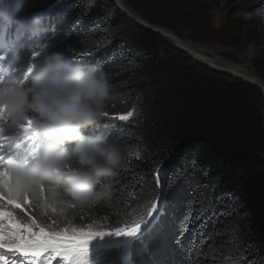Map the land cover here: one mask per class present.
Masks as SVG:
<instances>
[{"label":"trees","instance_id":"obj_1","mask_svg":"<svg viewBox=\"0 0 264 264\" xmlns=\"http://www.w3.org/2000/svg\"><path fill=\"white\" fill-rule=\"evenodd\" d=\"M123 3L181 38L219 39L232 47L235 64L251 67L264 82V0ZM3 4L11 8L0 12V24L4 17L9 22V37L21 41V32L29 38L17 48L22 68L60 52L107 74L114 100L108 115L86 134L115 139L125 149L115 174L102 182L111 186L110 199L69 209L63 217L33 204L27 214L14 209L19 219L27 222L31 215L56 230L131 228L148 219L150 205L159 207L162 198L163 236L137 234L95 248L88 252V264H264L261 88L188 57L160 33L122 14L112 0H0ZM178 5L190 34L169 24ZM225 10L232 35L218 22L217 13ZM34 15L42 26L31 24ZM3 40L1 34L0 44ZM45 73L57 78L62 69L53 66ZM130 111L127 121L115 118ZM125 236L108 231L92 240Z\"/></svg>","mask_w":264,"mask_h":264},{"label":"clouds","instance_id":"obj_2","mask_svg":"<svg viewBox=\"0 0 264 264\" xmlns=\"http://www.w3.org/2000/svg\"><path fill=\"white\" fill-rule=\"evenodd\" d=\"M30 22L37 28L43 24L39 15ZM53 66L62 75H46ZM113 100L103 70L60 52L45 56L26 81L0 84V108L14 122L30 119L42 141L34 159L11 162L9 190L62 217L69 209L110 199L111 186L102 182L115 174L125 149L115 139L87 135L86 130L102 120Z\"/></svg>","mask_w":264,"mask_h":264},{"label":"snow or ice","instance_id":"obj_3","mask_svg":"<svg viewBox=\"0 0 264 264\" xmlns=\"http://www.w3.org/2000/svg\"><path fill=\"white\" fill-rule=\"evenodd\" d=\"M61 0H55L59 4ZM47 15V13H41ZM33 57H39L40 54L32 52ZM10 59L8 52L0 55V61ZM43 60L40 57L39 62ZM38 62V63H39ZM38 63H27L23 72H17V78L13 80L26 81L33 68ZM5 81L0 79V84ZM132 112L126 115L115 117L116 119L127 121ZM108 114L105 113L104 116ZM6 129H13L21 132L30 141L35 142L31 152L27 155L15 154L6 149L3 143H0V264H16L19 260L21 264L27 260L28 264H32L35 258H41V264H47L44 257L58 258L60 262L66 264H88V245L97 235H103L108 231H114L117 235L136 236L137 234L147 235L149 237L163 236L165 229V221L161 219L165 202L159 199V207L156 203L150 205L148 211V219L142 220L140 223L133 224L131 228L125 227L115 230H96L91 227L87 229L64 228L56 230L50 226H42L35 217L28 215L27 222L19 219L11 209H18L28 213V207L35 204L30 197H16L8 187L10 179V164L13 160L27 163L35 158L39 152L41 138L32 127V121L25 119L22 122H14L7 112L0 108V133ZM7 139V137H3ZM157 186H159V178L157 177ZM36 205V204H35ZM179 238H177L178 242ZM29 254L32 259L29 260ZM44 254V257L41 256ZM9 255L13 259H9Z\"/></svg>","mask_w":264,"mask_h":264},{"label":"rangeland","instance_id":"obj_4","mask_svg":"<svg viewBox=\"0 0 264 264\" xmlns=\"http://www.w3.org/2000/svg\"><path fill=\"white\" fill-rule=\"evenodd\" d=\"M115 4H117V6L119 7L120 9V12L122 14H124L125 16L127 17H130L129 13H128V7L123 3V0H112ZM185 0H178V2H183ZM222 2V0H220V3ZM173 4H178V3H173ZM179 7L176 8L177 10V14L175 15L174 18H172L169 22V24L176 30H179V31H182V32H186V33H191L190 31V28L189 26L187 25V23L182 19V12L180 10H178L179 8H181L180 5H178ZM124 8V9H123ZM6 10L8 11H11V8L10 6H8V8H6ZM131 10V9H129ZM133 11V10H132ZM134 12V11H133ZM132 13V12H131ZM139 17V16H138ZM136 17V18H138ZM132 18V17H130ZM140 19H142L141 17H139ZM217 18L218 19V22L219 24L222 26V28L225 29L226 31V34H230L232 35L233 34V31H232V23H231V17L229 16L228 14V11L225 10V11H220L217 13ZM5 19H7L5 17ZM133 20H136L135 18H132ZM144 20V19H143ZM7 21V20H6ZM146 21V20H145ZM153 25V24H152ZM155 27H159V26H156V25H153ZM230 30V32H229ZM173 31V30H172ZM1 32L4 34L5 37H7V46L5 47V51H1L0 52V55H3L5 52H13L17 46H13L11 43H13L14 41V36L13 37H9L8 35L6 36V30H5V27H3V29L1 30ZM12 33V32H11ZM176 34V33H175ZM179 36V35H178ZM13 38V39H12ZM166 39V38H165ZM182 39H185L187 41H189L193 46H195V48L198 50V51H201L202 53L204 54H207L208 56L212 57V58H215V59H218V60H228V61H232V59H230L231 57L229 56L230 52L232 51V47H230L229 45L225 44L224 42L220 41L219 39H208V40H204L202 38L200 39H195V38H191L189 36H186V37H182ZM168 40V39H166ZM170 41V40H168ZM172 44L173 42L170 41ZM197 44V45H196ZM174 45V44H173ZM175 46V45H174ZM198 46V47H197ZM8 47H10L11 49L8 51ZM198 48H201V49H198ZM186 52V51H185ZM188 54V57H191L193 59H196L195 56L193 54H190L188 52H186ZM197 60V59H196ZM8 61V59H7ZM198 61V60H197ZM9 62V61H8ZM199 62V61H198ZM3 63H7L6 60H3V62H0V73H4V70H3ZM200 64L202 65H205V66H209L208 62H199ZM234 63V62H233ZM240 67H243V68H246V69H249L251 71L252 68L249 67V66H246V65H243V64H236ZM210 67V66H209ZM16 72V71H15ZM23 72V70L21 71ZM224 72V71H223ZM225 74H227L226 72H224ZM21 133V132H20ZM10 136L11 139H9V142H7V144H5L6 140L3 138V137H7L9 138ZM14 130L13 129H6L3 133H0V143H3L6 146H9L6 148L10 151H15V150H11V148L14 146V144H16V142H18V138L14 140ZM13 140V141H12ZM32 150H29V152H31ZM27 153V154H28ZM26 154V155H27ZM0 155H3V153H0ZM158 204H159V201H158ZM129 237V236H128ZM128 237H125L126 239L124 241L127 240ZM132 237H135V236H132ZM122 241V242H124ZM102 244V243H101ZM126 244V243H125ZM124 246V245H123ZM124 254H127V252H124ZM44 254H42L43 256ZM9 259H11V255H9ZM32 258H30L29 260H31ZM24 264H28V261L26 260ZM32 264H39V260L38 261H32ZM50 264H58V258L54 259V262L50 263ZM60 264H66V262H60Z\"/></svg>","mask_w":264,"mask_h":264},{"label":"bare ground","instance_id":"obj_5","mask_svg":"<svg viewBox=\"0 0 264 264\" xmlns=\"http://www.w3.org/2000/svg\"><path fill=\"white\" fill-rule=\"evenodd\" d=\"M9 5V4H8ZM124 9V8H123ZM132 14L136 17H138V15L133 12L131 10ZM138 20H141V22H143V19H140L139 17L137 18ZM152 25V24H151ZM8 25H5L3 27L7 28ZM155 27V26H154ZM160 29V34L165 35V38L172 41L173 44H178L179 46L184 47L185 49H187L189 52H191L195 58L201 62H208V64L216 66L217 68H221L224 69L225 71L231 72L235 75H239L247 80L253 81V82H257V83H261L264 85V82L251 70L240 67L238 65H236L235 63H233L232 61H228V60H218L215 58H212L210 56H208L207 54L202 53L201 51H198L195 46H193L189 41L182 39L180 36H178L177 34H175L172 30L164 28V27H157ZM0 33H2L0 31ZM23 33L18 32L17 33V38L22 39L23 42H28L29 38L24 39L25 36H22ZM17 41V40H16ZM15 42V41H14ZM197 45V44H196ZM198 47V46H197ZM201 49V48H198ZM128 237V236H125ZM125 237H123L121 240L125 239ZM118 241H115L114 244H117ZM123 243V242H122ZM110 246V245H109ZM12 257V256H11ZM32 258V257H29ZM46 260H50L49 262H54V259H47L46 257H44ZM89 258V257H88ZM41 260L40 257L35 258L34 261H38Z\"/></svg>","mask_w":264,"mask_h":264},{"label":"water","instance_id":"obj_6","mask_svg":"<svg viewBox=\"0 0 264 264\" xmlns=\"http://www.w3.org/2000/svg\"><path fill=\"white\" fill-rule=\"evenodd\" d=\"M128 13H129L130 17L135 18L137 22H139L140 24H142V25H143L144 27H146L147 29H150V30H152V31H154V32L160 33V29L157 28V27H154L153 25H151V23H150V22H147V20H146V21H145V20H142L143 22H141V20H138V19L136 18V16H134V15L131 13V10H129V9H128ZM161 35L165 37V35H163V34H161ZM174 45H175V44H174ZM175 46H176L177 48H179L180 50H183V51H186V52L192 54V53L189 52L187 49H185V48L182 47V46H179L178 44H176ZM209 66H210L212 69H214V70L224 71V72H226L227 74H229L230 76H233V77H235V78H240V79H242V80H244V81H247V82H249V83H251V84H253V85L258 86L259 88H261V90H262V92H263V94H264V85H263V84H261V83H257V82H253V81H250V80H247V79H245V78H243V77H241V76H239V75H235V74H233V73H231V72L225 71L224 69L217 68L216 66H213V65H210V64H209ZM163 193H164V191H163ZM125 239H126V238H125ZM125 239H123V240H121V241H124ZM119 241H120V240H119ZM119 241H118V242H119ZM112 243L114 244L115 242H112Z\"/></svg>","mask_w":264,"mask_h":264}]
</instances>
